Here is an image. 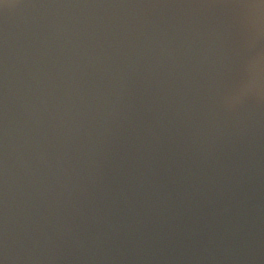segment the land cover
I'll return each instance as SVG.
<instances>
[{"label": "water", "instance_id": "obj_1", "mask_svg": "<svg viewBox=\"0 0 264 264\" xmlns=\"http://www.w3.org/2000/svg\"><path fill=\"white\" fill-rule=\"evenodd\" d=\"M0 264H264V0H0Z\"/></svg>", "mask_w": 264, "mask_h": 264}]
</instances>
